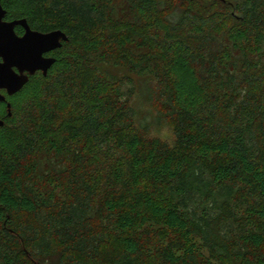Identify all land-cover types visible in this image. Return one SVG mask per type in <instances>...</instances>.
I'll return each mask as SVG.
<instances>
[{"label":"trees","instance_id":"16d2710c","mask_svg":"<svg viewBox=\"0 0 264 264\" xmlns=\"http://www.w3.org/2000/svg\"><path fill=\"white\" fill-rule=\"evenodd\" d=\"M0 1L67 37L0 102V264H264V0Z\"/></svg>","mask_w":264,"mask_h":264},{"label":"water","instance_id":"95a60500","mask_svg":"<svg viewBox=\"0 0 264 264\" xmlns=\"http://www.w3.org/2000/svg\"><path fill=\"white\" fill-rule=\"evenodd\" d=\"M5 16L6 11L0 1V102L6 104L10 116L6 96L13 97L20 92L35 73L40 71L46 76L55 63V58L46 55L61 48L67 37L60 30L47 33L31 30L24 18L7 21ZM16 27L23 29L21 36L16 34ZM2 125L0 120V127Z\"/></svg>","mask_w":264,"mask_h":264},{"label":"rangeland","instance_id":"374dc122","mask_svg":"<svg viewBox=\"0 0 264 264\" xmlns=\"http://www.w3.org/2000/svg\"><path fill=\"white\" fill-rule=\"evenodd\" d=\"M184 80H186V83H185V88H186V91L189 92L190 94H194V96L197 94L196 92L193 93V84L191 81H189V83L187 84V80H193V77L190 78V76H188L186 74V77L184 78ZM189 94V95H190ZM191 94V95H192Z\"/></svg>","mask_w":264,"mask_h":264},{"label":"flooded vegetation","instance_id":"af4514ba","mask_svg":"<svg viewBox=\"0 0 264 264\" xmlns=\"http://www.w3.org/2000/svg\"><path fill=\"white\" fill-rule=\"evenodd\" d=\"M46 56H49V57H50L51 55L48 54V55H46Z\"/></svg>","mask_w":264,"mask_h":264}]
</instances>
